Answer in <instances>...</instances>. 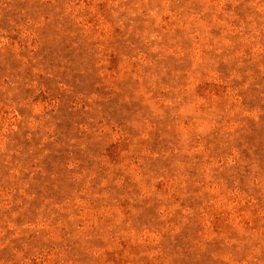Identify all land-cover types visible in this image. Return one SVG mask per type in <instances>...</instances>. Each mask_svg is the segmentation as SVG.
<instances>
[{
  "label": "rangeland",
  "instance_id": "1",
  "mask_svg": "<svg viewBox=\"0 0 264 264\" xmlns=\"http://www.w3.org/2000/svg\"><path fill=\"white\" fill-rule=\"evenodd\" d=\"M0 264H264V0H0Z\"/></svg>",
  "mask_w": 264,
  "mask_h": 264
}]
</instances>
